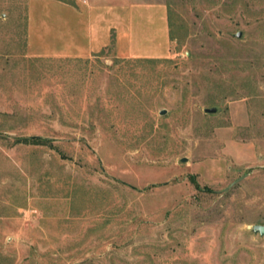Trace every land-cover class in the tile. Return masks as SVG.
Listing matches in <instances>:
<instances>
[{"label":"rangeland","instance_id":"obj_1","mask_svg":"<svg viewBox=\"0 0 264 264\" xmlns=\"http://www.w3.org/2000/svg\"><path fill=\"white\" fill-rule=\"evenodd\" d=\"M164 1L167 57L63 58L0 0V264H264V0Z\"/></svg>","mask_w":264,"mask_h":264},{"label":"crops","instance_id":"obj_2","mask_svg":"<svg viewBox=\"0 0 264 264\" xmlns=\"http://www.w3.org/2000/svg\"><path fill=\"white\" fill-rule=\"evenodd\" d=\"M28 45L37 57L88 58L114 47L123 58L170 51L164 0H30Z\"/></svg>","mask_w":264,"mask_h":264},{"label":"water","instance_id":"obj_3","mask_svg":"<svg viewBox=\"0 0 264 264\" xmlns=\"http://www.w3.org/2000/svg\"><path fill=\"white\" fill-rule=\"evenodd\" d=\"M238 38H240L242 36V33L239 32L236 35ZM165 110L162 111V114H165ZM206 113H210V114H214L218 112V108L217 107H212V108H207L205 109ZM186 159H183V161H185ZM252 230L254 233L260 234L261 236H264V225H254L252 227Z\"/></svg>","mask_w":264,"mask_h":264}]
</instances>
